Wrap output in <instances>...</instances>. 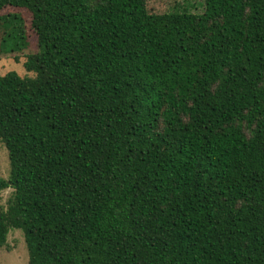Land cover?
Returning a JSON list of instances; mask_svg holds the SVG:
<instances>
[{
    "label": "trees",
    "instance_id": "16d2710c",
    "mask_svg": "<svg viewBox=\"0 0 264 264\" xmlns=\"http://www.w3.org/2000/svg\"><path fill=\"white\" fill-rule=\"evenodd\" d=\"M13 188L29 264H264V0H0ZM19 60V57H17Z\"/></svg>",
    "mask_w": 264,
    "mask_h": 264
},
{
    "label": "rangeland",
    "instance_id": "374dc122",
    "mask_svg": "<svg viewBox=\"0 0 264 264\" xmlns=\"http://www.w3.org/2000/svg\"><path fill=\"white\" fill-rule=\"evenodd\" d=\"M148 9L155 13H166L174 10V7L183 8L188 12L202 13L204 11V0H147ZM9 11L22 12L26 27L29 45L26 50L21 53L1 54L0 60L7 61L6 64H0V76L5 75L9 71H16L27 76L33 72H28L24 66L27 55L37 51L38 37L35 30L32 28V15L26 9H18L9 7ZM1 41V39H0ZM19 57V60H17ZM0 176L8 179L10 176V159L6 146L0 142ZM13 188L0 190V200L5 208L8 207L9 199L13 195ZM0 264H29V252L25 240L24 232L18 228H11L7 242L3 247H0Z\"/></svg>",
    "mask_w": 264,
    "mask_h": 264
},
{
    "label": "clouds",
    "instance_id": "9594fccd",
    "mask_svg": "<svg viewBox=\"0 0 264 264\" xmlns=\"http://www.w3.org/2000/svg\"><path fill=\"white\" fill-rule=\"evenodd\" d=\"M6 63H7V61H5V60H0V64H6ZM18 74L20 75V78H21V79L24 78L23 74H21V73H18ZM28 75H29L30 77L32 76L31 73H28Z\"/></svg>",
    "mask_w": 264,
    "mask_h": 264
}]
</instances>
